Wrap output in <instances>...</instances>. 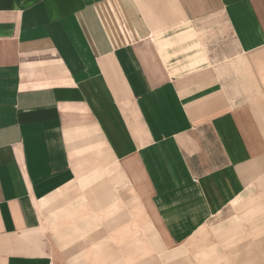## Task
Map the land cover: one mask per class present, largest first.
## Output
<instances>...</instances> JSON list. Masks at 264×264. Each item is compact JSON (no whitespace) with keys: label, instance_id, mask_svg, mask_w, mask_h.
Wrapping results in <instances>:
<instances>
[{"label":"crops","instance_id":"1","mask_svg":"<svg viewBox=\"0 0 264 264\" xmlns=\"http://www.w3.org/2000/svg\"><path fill=\"white\" fill-rule=\"evenodd\" d=\"M253 186L264 0H0V264H209Z\"/></svg>","mask_w":264,"mask_h":264},{"label":"rangeland","instance_id":"2","mask_svg":"<svg viewBox=\"0 0 264 264\" xmlns=\"http://www.w3.org/2000/svg\"><path fill=\"white\" fill-rule=\"evenodd\" d=\"M252 208H263L262 211H264V186H260L259 191L254 186L251 187L243 195L239 205L230 208L225 217L211 221L194 240L195 247L192 244L193 251L195 249L201 250L204 246L218 249L217 253L214 254L215 257L211 255L213 257L209 264H250L252 255L243 253L244 251H250V249H243L240 244L243 242L250 245L252 224H258L257 218H264L248 215L247 213ZM220 232L221 236L219 235ZM180 264L206 263L195 260L192 255L187 259H183Z\"/></svg>","mask_w":264,"mask_h":264}]
</instances>
